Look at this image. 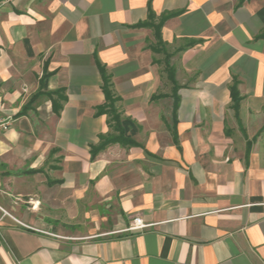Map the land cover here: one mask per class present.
<instances>
[{"label": "crops", "instance_id": "obj_1", "mask_svg": "<svg viewBox=\"0 0 264 264\" xmlns=\"http://www.w3.org/2000/svg\"><path fill=\"white\" fill-rule=\"evenodd\" d=\"M261 35L264 0H0V264H264ZM104 76L136 145L93 156Z\"/></svg>", "mask_w": 264, "mask_h": 264}, {"label": "trees", "instance_id": "obj_2", "mask_svg": "<svg viewBox=\"0 0 264 264\" xmlns=\"http://www.w3.org/2000/svg\"><path fill=\"white\" fill-rule=\"evenodd\" d=\"M164 20L158 24V25H153L154 29V34H155V39L157 40V44L154 47V50L160 53H165L166 55V72L168 74V78L171 81V83L174 85V90H175V107H174V113L176 114V111L179 106V98L177 96V92L179 90V86L175 80V70L170 66V58L171 56L167 54L165 50V44L163 43L162 40V26L164 24ZM144 25V24H142ZM141 25V26H142ZM259 37H264V35H261ZM194 44V43H193ZM191 44V46L193 45ZM103 91L105 93L106 97V103L104 106L98 109V114H107L109 116L108 124L109 127L113 132H117L118 136H112L109 135L107 137H101V144L93 149V156H95L99 151L102 149L106 148L107 146L111 144H116L119 143L123 146H134L136 145L134 141L129 139L127 137V132L130 129V127H134V122L130 119H123L121 114L118 112L115 103L117 102V98H114L112 95V92L110 90V82L109 79L104 76V85H103ZM62 91H57L55 93H51L50 96L53 97L58 96L61 100H65V98L61 95ZM231 93H232V99H233V107L235 110H237L240 106L241 103V97L239 95L238 89H237V83L231 87ZM54 110L57 115H59L60 112V106H58L56 103L54 105Z\"/></svg>", "mask_w": 264, "mask_h": 264}, {"label": "built area", "instance_id": "obj_3", "mask_svg": "<svg viewBox=\"0 0 264 264\" xmlns=\"http://www.w3.org/2000/svg\"><path fill=\"white\" fill-rule=\"evenodd\" d=\"M11 118L0 119V135L5 134L11 127ZM151 225L145 224L141 218H135L125 231H141L149 228Z\"/></svg>", "mask_w": 264, "mask_h": 264}, {"label": "rangeland", "instance_id": "obj_4", "mask_svg": "<svg viewBox=\"0 0 264 264\" xmlns=\"http://www.w3.org/2000/svg\"><path fill=\"white\" fill-rule=\"evenodd\" d=\"M47 229H48V232L50 233L59 234L62 236H63V233L70 234L72 232L70 228L63 227V226H47ZM83 233H88V232L84 231Z\"/></svg>", "mask_w": 264, "mask_h": 264}]
</instances>
